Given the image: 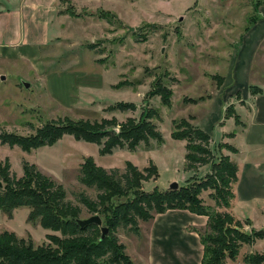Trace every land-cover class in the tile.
Masks as SVG:
<instances>
[{
    "label": "rangeland",
    "instance_id": "374dc122",
    "mask_svg": "<svg viewBox=\"0 0 264 264\" xmlns=\"http://www.w3.org/2000/svg\"><path fill=\"white\" fill-rule=\"evenodd\" d=\"M1 2L5 4V0ZM60 4L59 13L66 17L63 30H69L68 35L55 38L43 53L45 74L40 81L24 79L19 64L0 63V134L29 137L44 126H63L69 121L78 134L95 137L99 144L67 133L55 144L30 152L0 144V163H9L11 176H22L24 161L34 165L64 188L66 201L80 208L82 220L93 214L80 202V195L96 203L101 197L95 187L80 182V169L87 158L108 174L117 173L118 178L127 163L145 174L148 169L156 173L134 191L108 198L103 222L115 212L125 213V206L140 197L153 193L151 197L156 198L173 182L178 189L193 192L200 182L214 181L215 163L222 159L234 163V146L241 145L238 140L233 144L227 140L246 128L253 101L264 89V41L250 62L251 82L243 93L230 84L219 94L218 98L224 97L223 115L212 130L208 125L219 104L211 100L233 71L230 60L243 42V34L264 19V0H65ZM108 14L110 24L103 19ZM53 30L54 24L49 34ZM33 33L30 30V35ZM102 71L106 74L104 84L83 95V106L63 110L45 95L50 92L44 79L59 92V83H66L62 90L69 87L67 77L72 73L93 77ZM90 97L93 100L88 103ZM194 129L210 131L212 158L207 165L189 170L186 136ZM139 137L143 140L137 141ZM109 144L112 148L106 153ZM241 159L238 156L236 161ZM240 180L239 187L249 189L241 194L253 196L251 202L236 200L237 181L232 185L235 199L228 208L216 206L213 185L197 194V201L211 218L203 233L206 250L222 253L224 264H253L264 257V238L253 232H264V176L251 179L241 175ZM139 208L145 218L156 211L146 201ZM29 212V208L20 207L9 218L0 211V233H13L34 248L51 245L48 235L60 238L58 232L28 222ZM215 213L230 216L224 227L230 225L245 234L227 228L223 230L226 237L214 245L210 239L215 237L211 230ZM135 220L138 233L131 226L109 233L124 246L125 254L136 248L139 234L147 226L148 220L137 216ZM212 256L208 254L206 261Z\"/></svg>",
    "mask_w": 264,
    "mask_h": 264
},
{
    "label": "trees",
    "instance_id": "16d2710c",
    "mask_svg": "<svg viewBox=\"0 0 264 264\" xmlns=\"http://www.w3.org/2000/svg\"><path fill=\"white\" fill-rule=\"evenodd\" d=\"M103 19L110 24V14L107 17L103 16ZM66 122L63 126H44L29 137L0 134V144L10 148L16 146L24 152H30L33 149L55 144L66 133L74 135L77 140L84 139L87 142L99 144L98 139L89 137L83 132L78 134L76 127L69 124V121ZM186 137V167L191 170L207 165L212 158L208 149V134L200 129H194ZM136 140L143 139L139 137ZM111 148L112 145L109 144L105 152L108 153ZM22 169V176L16 178L10 175V165L7 161L3 165L0 163V180L2 183L0 211L10 218L13 210L27 207L30 210L28 222H35L44 230L58 232L60 238L48 235L47 239L50 240L51 245L34 248L30 241L17 239L13 233L4 231L0 233V264H132L124 253V246L119 244L117 239L110 236L109 233L114 228L128 226L133 227L132 230L138 233L136 216L143 221L152 217V215L147 218L143 217L139 204L146 201L149 206L154 205L155 213H163L168 209H187L196 215L206 216L208 218L207 227H209L211 224L209 212L197 201V194L201 190L212 188L213 185L216 206L228 208L230 201L234 198L232 185L237 181L238 171L235 163L228 161V159H222L213 165L215 170L214 181L200 182L193 192L190 189H166L158 193L156 198L151 197L154 195L153 193L148 194V197L138 198L136 203L125 206L127 208L125 209L126 214L118 211L115 212L112 219L102 222V227L108 230V235L101 240V227L94 224L85 227L78 225L77 221L81 220L79 218L81 210L66 201V192L61 185L40 173L34 165L26 161L22 163ZM80 170V182L87 187H95L101 193L98 203L83 195H80V202L90 214L97 215L100 219L102 216L107 218L103 214L108 211L106 207L108 198L134 191L141 183L147 182L156 174L149 169L145 170V174L127 163L125 173L118 178L116 177L117 173L108 174L105 169L95 165L91 158L84 161ZM214 217L216 220L213 221L214 225L211 230L215 237L210 239L214 245H218L219 239L226 237L223 230H227V228L229 231L245 234L236 227L230 225L224 227L230 216L224 213H215ZM253 232L257 238H264L263 231L253 230ZM203 233L201 234L202 264H224L222 253L207 252ZM208 254L213 256L212 259L206 261ZM253 264H264V257L259 258V262L257 260Z\"/></svg>",
    "mask_w": 264,
    "mask_h": 264
},
{
    "label": "crops",
    "instance_id": "0c3cea01",
    "mask_svg": "<svg viewBox=\"0 0 264 264\" xmlns=\"http://www.w3.org/2000/svg\"><path fill=\"white\" fill-rule=\"evenodd\" d=\"M61 1L65 0H5V4L0 0V63L19 64L22 66L24 79L41 80L45 74L43 53L50 49L55 38L68 35L69 30H63L62 25L66 20L62 14L65 13H59L58 10ZM53 24V34H49ZM30 30L34 31L31 35ZM242 38L243 42L234 51L230 60L231 65H234L233 71L229 73L230 75L228 74V78L224 80L220 89L216 91L217 93L213 94L211 101L218 103L219 107L208 129L212 130L223 115L222 100L224 97L221 100L218 96L224 88L232 84L243 93V90L250 84V62H253L258 50L263 46L264 19L253 24ZM254 38H256L255 43L253 41L251 42L253 45L247 46V42ZM248 51H251L249 57L245 56V52ZM255 71L257 72L256 69ZM69 76L70 78L67 77L70 82L69 87L62 90L66 83H59L57 89L59 92L51 88L50 81L44 79L45 86L50 92L49 95L46 93L45 95L63 110L83 106L85 102L83 95L88 96L90 92L101 87L106 74L102 71L92 77L82 72L72 73ZM92 98L90 97L87 102H91ZM206 131L211 134L209 130L206 129ZM237 140L241 148L233 145L237 154H231L233 155L231 160L237 164L238 168L235 185L236 200L246 203L251 202L254 197L241 194L247 193L249 189L239 187L240 176L249 175L251 179L264 176V89L256 95L253 101L251 116L246 128L227 141L233 144ZM234 156L237 158L234 159ZM238 156H242L240 162L236 161ZM145 223L147 226L140 232L137 243H135L136 248L132 253L126 254L132 264H202L201 234L207 229L208 218L206 216L196 215L187 209H168L163 213L153 214Z\"/></svg>",
    "mask_w": 264,
    "mask_h": 264
},
{
    "label": "water",
    "instance_id": "95a60500",
    "mask_svg": "<svg viewBox=\"0 0 264 264\" xmlns=\"http://www.w3.org/2000/svg\"><path fill=\"white\" fill-rule=\"evenodd\" d=\"M132 30V29H131ZM24 87L27 88L28 84H24ZM2 187V183L0 182V188ZM169 190H177L178 189V184L175 182L171 183L170 186L168 187ZM78 225L80 227H85L91 224H94L98 227H101V240L105 239L108 235V230L104 227H102V221L97 215H93L87 219H82L77 221Z\"/></svg>",
    "mask_w": 264,
    "mask_h": 264
}]
</instances>
